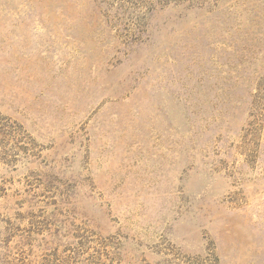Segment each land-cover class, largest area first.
I'll list each match as a JSON object with an SVG mask.
<instances>
[{"label": "rangeland", "instance_id": "rangeland-1", "mask_svg": "<svg viewBox=\"0 0 264 264\" xmlns=\"http://www.w3.org/2000/svg\"><path fill=\"white\" fill-rule=\"evenodd\" d=\"M0 264H264V0H0Z\"/></svg>", "mask_w": 264, "mask_h": 264}]
</instances>
